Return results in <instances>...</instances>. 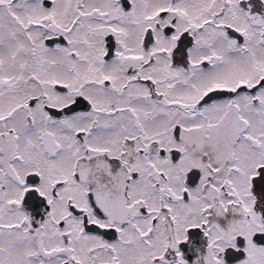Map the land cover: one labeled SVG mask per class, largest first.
<instances>
[{
    "label": "snow or ice",
    "instance_id": "1",
    "mask_svg": "<svg viewBox=\"0 0 264 264\" xmlns=\"http://www.w3.org/2000/svg\"><path fill=\"white\" fill-rule=\"evenodd\" d=\"M0 264H264V0H0Z\"/></svg>",
    "mask_w": 264,
    "mask_h": 264
}]
</instances>
